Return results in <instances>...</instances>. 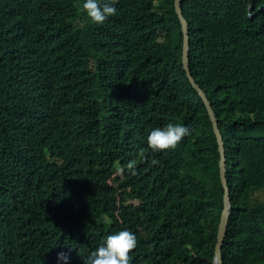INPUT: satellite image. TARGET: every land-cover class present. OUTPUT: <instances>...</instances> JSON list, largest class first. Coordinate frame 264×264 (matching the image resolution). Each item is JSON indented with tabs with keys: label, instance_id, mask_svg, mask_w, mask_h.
Masks as SVG:
<instances>
[{
	"label": "trees",
	"instance_id": "obj_1",
	"mask_svg": "<svg viewBox=\"0 0 264 264\" xmlns=\"http://www.w3.org/2000/svg\"><path fill=\"white\" fill-rule=\"evenodd\" d=\"M83 2L0 0V264H18L15 251L38 254L32 264H62L58 252L87 264L123 229L137 237L129 264H211L219 157L183 70L174 0H107L116 13L102 24L89 21ZM180 9L189 74L226 149L231 210L221 261L264 264V0H181ZM119 105L134 110L132 126L111 125L106 109ZM169 122L190 134L174 149H151L148 132ZM46 153L61 161L53 178L42 175ZM118 167L123 180L108 185ZM74 168L87 194L81 206L71 196ZM40 206L48 227L37 223Z\"/></svg>",
	"mask_w": 264,
	"mask_h": 264
},
{
	"label": "clouds",
	"instance_id": "obj_2",
	"mask_svg": "<svg viewBox=\"0 0 264 264\" xmlns=\"http://www.w3.org/2000/svg\"><path fill=\"white\" fill-rule=\"evenodd\" d=\"M82 9L86 12V15H87V18L89 19V21L92 23H95V24H102L109 16L114 15L116 13V8H115L114 4L107 2V0H84V2L82 4ZM26 24H27V17H23L22 20L19 22L18 29H16V30L13 29V30L19 36H21L22 32L24 30H26ZM52 47L58 48L59 46H52ZM188 53H189V51H188ZM204 96H205V94H204ZM205 98H206V96H205ZM206 100H207V98H206ZM94 102H95V98H93L91 105H93ZM98 103H101L100 98L98 99ZM208 103H209V101H208ZM209 105H210V103H209ZM205 108H206V106H205ZM210 108H211V106H210ZM116 109L114 107H108L106 109V112L109 113L111 116H116V117H112L111 125L120 124L123 121H125L127 123L128 127L132 126L134 123V119H135L134 110L131 108V109H128V111H126V108H123L121 105H119V107H117ZM211 110H212V108H211ZM212 113L215 117L213 110H212ZM215 120L217 123L216 117H215ZM211 125H212V123H211ZM212 129H213V126H212ZM216 129H217L218 137H216L214 130H213V133H214L216 143H217V153H218V141L217 140H219V143L222 145L224 164H225V175H224L225 179L224 180H225V184H226V187L228 190V197L230 200L229 188H228L227 180H226V172H227L226 171V157H225V150L226 149L224 147L225 145L223 143V139H222V136L219 132L217 125H216ZM189 134H190V129L186 125H183L180 123L169 122L162 127L152 128L148 132V135L146 137V142H147L148 146L155 151L169 150V149H174L178 145V143L184 137L188 136ZM147 144H146V148H147ZM124 150L127 153H130L133 155L135 154L134 146H126V147H124ZM45 157L47 159V162L42 163V175L44 177L49 176V177L53 178V176L55 175V167L58 164H60L61 161H59L56 158H51L50 153H46ZM218 157H219V160H218V164H219V162H220L219 153H218ZM135 166H136L135 160H130L126 165V167L129 170H132V172L135 171ZM121 170H122V175H121V177H119L118 181H114V179H116V178L111 177V178L107 179L108 185L115 186L117 182L123 180V178H124L123 169L121 168ZM218 172H219V168H218ZM219 180H220V178H219ZM220 183H221V180H220ZM74 184H75V192L73 194H71V196H73V201L75 203H77L79 206H81L87 200V194H86L85 190H83L80 187L79 173L77 172V170L75 168H74ZM221 187H222V183H221ZM222 189H223V187H222ZM223 197H224V189H223V196H222V209H223ZM46 201L55 210V206H56L55 199L53 197L49 196L46 198ZM230 210H231V208H230ZM230 210H229V214H230ZM42 215H44L47 219L51 218L48 211L45 208H43L42 206H40L36 209L37 223H38L40 228L43 226L48 227L46 222L42 219ZM220 215H221V212H220ZM227 223H228V220H227ZM226 229H227V225H226ZM226 229H225V234H226ZM21 236H32V235L25 234V235H21ZM224 237H225V235H224ZM223 240H224V238H223ZM215 244H216V238H215V243H214V252H215ZM222 245H223V242H222ZM222 245L220 247V257H221ZM136 246H137V237L132 231H130L128 229H123V230L117 231L114 234L108 235L104 239V241L95 249V251L91 253V255L87 259V264H129V261H130L129 253ZM2 251L7 253V251L5 250L4 245H3V238H0V253ZM38 256H39L38 254H27L23 251H15L14 255L11 257V259L13 261H15L17 259L18 264H32ZM57 259H58V261L62 262V264H68L69 257L64 252H58L57 253ZM213 259H214V253H213V258H212L211 264H213Z\"/></svg>",
	"mask_w": 264,
	"mask_h": 264
},
{
	"label": "water",
	"instance_id": "obj_3",
	"mask_svg": "<svg viewBox=\"0 0 264 264\" xmlns=\"http://www.w3.org/2000/svg\"><path fill=\"white\" fill-rule=\"evenodd\" d=\"M180 5H181V0H174L175 13L177 14V17H178L180 25H181V33H182L181 63L183 66V70L186 73V76L188 77L189 82L191 83V86L195 89V91H197V93L199 94L203 104L206 106L207 113H208L209 119L212 123L214 133H215L216 137H218L217 129H216L217 123H216L215 117L212 113V110L210 108V105H209L208 101L206 100L204 94L199 90V88L194 83L193 79L190 77V74H189V68H188L189 67V53H188V51H189V31L187 28V23L182 16ZM217 141H218V153L220 155V162L218 164L219 178L221 180L222 187L224 189V197H223V209L221 211V215H220V219H219V223H218V228H217V234H216V244H215L213 264H222L221 257H220V247L222 245L223 238L225 235V229H226L227 220L229 217V210L231 208V205H230V200L228 197V190H227L225 180H224L225 179L224 178L225 164H224L223 149H222V145L219 143V140H217Z\"/></svg>",
	"mask_w": 264,
	"mask_h": 264
},
{
	"label": "rangeland",
	"instance_id": "obj_4",
	"mask_svg": "<svg viewBox=\"0 0 264 264\" xmlns=\"http://www.w3.org/2000/svg\"><path fill=\"white\" fill-rule=\"evenodd\" d=\"M116 173H115V177H121L122 175V170L120 167L116 168ZM262 193H264V190L261 191ZM261 200H264V197H260ZM128 202H130L129 200H127ZM102 221L108 222L106 221L104 218L102 219ZM109 223V222H108Z\"/></svg>",
	"mask_w": 264,
	"mask_h": 264
}]
</instances>
